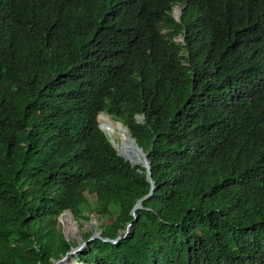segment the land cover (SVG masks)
I'll list each match as a JSON object with an SVG mask.
<instances>
[{"label": "trees", "instance_id": "trees-1", "mask_svg": "<svg viewBox=\"0 0 264 264\" xmlns=\"http://www.w3.org/2000/svg\"><path fill=\"white\" fill-rule=\"evenodd\" d=\"M32 7L7 13L28 31L19 64L0 56V264H57L77 245L58 227L65 211L100 223L83 264H264V115L251 101L264 95V0ZM102 111L149 155L155 190L136 216L152 183L116 154Z\"/></svg>", "mask_w": 264, "mask_h": 264}, {"label": "clouds", "instance_id": "clouds-1", "mask_svg": "<svg viewBox=\"0 0 264 264\" xmlns=\"http://www.w3.org/2000/svg\"><path fill=\"white\" fill-rule=\"evenodd\" d=\"M26 1L29 4H32V6H33L32 9L34 11H37L40 13H46V14H55V11H58L59 12L58 15H61V14H72L73 8H77V9L83 11L89 6V4L91 2L98 3L102 0H26ZM0 5L3 6V10H4L3 11L4 13L0 16V24H1V26H0V56L2 57V59L4 60V62L7 65H12V66L18 65L22 56H21L20 52H18L17 46H14V44H18L20 41L25 42L26 36L28 35V31H27L26 27H24V29H23L24 31H23V33H21L20 23L15 18H11L10 16L7 15L8 10H11L15 6V0H0ZM177 7L181 8L178 17H176L174 15L175 9ZM174 12H173V16L175 17V19L178 22H180L181 17H182L183 8L181 6H176L174 8ZM107 23L108 24H107L106 28H111V27L118 26L120 24V20L117 18V15H115V13H112V15L107 17ZM167 32H168L167 30H160V33L164 34V35ZM180 40H182V39H180ZM251 101H252L254 108L255 109L258 108L259 110H262L261 115H264V95L261 96V94L258 90L254 94V96L251 97ZM105 117L111 119V121L113 123L121 125L123 128H125L126 131L129 133V136H130L132 134H131L129 128L126 125H124L121 121L114 119L106 111L100 112L96 117L97 126L105 134V136L108 138L109 143L111 144L114 151H116V154L120 158L125 159L127 162L132 164L134 167H140V166H135L133 161L129 157L124 155L125 152L123 151V148L119 146L120 143L117 144V141L115 142L114 139L104 130V128L102 127L101 118L104 119ZM136 119L139 122H143L144 116L143 115L136 116ZM122 132L125 136V141L129 142V139L127 138V133L125 132V130L122 129ZM132 137H133V135H132ZM134 144H135L136 148H138L140 150V152H142V153L144 152L143 149L140 148V146L138 145L136 139L134 141ZM145 154H147V153H145ZM148 157H149V155H148ZM148 162H149V166H150V161L148 160ZM150 168H151V166H150ZM152 182H153V180H152ZM153 186H154V182L152 183V188H153ZM154 190H155V188L151 192H154ZM146 199H149V198H146ZM66 212H69L71 214L70 211H66ZM123 238H125V237H123ZM76 256H78V255H76Z\"/></svg>", "mask_w": 264, "mask_h": 264}, {"label": "rangeland", "instance_id": "rangeland-1", "mask_svg": "<svg viewBox=\"0 0 264 264\" xmlns=\"http://www.w3.org/2000/svg\"><path fill=\"white\" fill-rule=\"evenodd\" d=\"M181 8L180 7H177L175 9V12H174V15L176 17L179 16V12H180ZM121 127V126H119ZM125 130V129H124ZM126 131V130H125ZM127 132V131H126ZM128 133V132H127ZM129 134V133H128ZM118 136H121V134L118 132L117 133ZM115 137V136H114ZM114 141L116 142L117 141V144L119 143V141L117 140V137L116 139L113 138ZM134 144V143H133ZM120 146V144H119ZM134 147L136 148L135 144H134ZM139 150V149H138ZM124 151V150H123ZM125 152V151H124ZM142 153V152H141ZM126 156L127 157H130V155H128L126 152H125ZM144 158H143V161L142 162H139V163H135V166H140V167H143V168H146L147 166V163H148V155L145 154L144 152L141 154ZM58 227L60 228V230H62L66 237L68 238V240H70L71 242H76L77 245L74 246L73 248L76 249V248H79L81 245L84 244V247L78 252V253H75L72 257V259H74L76 257V254L78 255L80 252H82L88 245L89 241L85 239L84 235L88 232H95L93 233V235L90 237V240H95L96 238L95 237H100L101 234L98 232V228L100 226V223L98 221V219H96L94 216L91 218L90 221H86V220H82L80 222H78L73 216L72 214H70L69 212H64L63 214H61L59 217H58ZM73 226L74 228V233L73 232H69L68 230V227L69 226ZM126 232H124L125 234ZM124 234L122 237H124ZM130 234V233H129ZM71 251V250H70ZM69 251V252H70ZM68 252V253H69ZM71 255V254H70ZM64 258V257H63ZM62 258V259H63ZM78 257L75 258V260H77ZM75 260H72V262H76L78 264H82L81 262H79L78 260L75 261ZM57 264H63V263H60V262H57Z\"/></svg>", "mask_w": 264, "mask_h": 264}, {"label": "bare ground", "instance_id": "bare-ground-1", "mask_svg": "<svg viewBox=\"0 0 264 264\" xmlns=\"http://www.w3.org/2000/svg\"><path fill=\"white\" fill-rule=\"evenodd\" d=\"M104 117V116H103ZM101 123H102V127L104 128V125H107V124H115V123H113L112 121H111V119H109V118H104V119H102L101 118ZM117 126L114 128V127H112L111 128V132H112V136L106 131V129L104 128V130L112 137V138H115L116 139V137H117V140L119 141V143H120V146L123 148V150L128 154V155H130V159L133 161V163L134 162H137V163H139V162H142L143 161V156L140 154V150H138V148H135L134 147V141H132L131 140V138H130V136H129V134L127 133V138L129 139V142L128 141H125V136H124V134H123V132H122V129L124 130L125 128H123L121 125H118V124H116ZM119 126H121V127H119ZM114 128V129H113ZM122 128V129H121ZM112 129H113V131H112ZM126 130V129H125ZM120 133L121 134V136H118L117 135V133ZM115 136V137H114ZM125 154V153H124ZM126 156V155H125ZM68 230H69V232H73L74 233V228H73V226H69L68 227ZM80 251V249H74L70 254L71 255H69V257L68 258H66L65 259V261L63 262V264H78V263H76V262H72V260H75V258L74 259H72V254H74V253H78ZM77 255V254H76ZM75 261H77V260H75Z\"/></svg>", "mask_w": 264, "mask_h": 264}, {"label": "water", "instance_id": "water-1", "mask_svg": "<svg viewBox=\"0 0 264 264\" xmlns=\"http://www.w3.org/2000/svg\"><path fill=\"white\" fill-rule=\"evenodd\" d=\"M130 138H131V140L135 141V139L132 137V135H130ZM146 169H147V177H148L149 181H150L151 183H153V182H152L151 168H150V166H149V162L147 163ZM154 188H155V187L153 186L152 191H153ZM152 194H153V192H151V194L148 195L146 198H150V197L152 196ZM146 198L140 200V201L136 204V206H135V208L133 209V212H132L134 216H136V211H138L139 209L142 208V203H143V201H144ZM133 231H134V230H133V226H132V224H130V225H129V228L126 230V233L124 234V237H127V236L129 235V233H130V234L133 233ZM95 238H97V237H95ZM98 238H99V237H98ZM120 239H121V238H119L118 240H115L114 242L116 243V242H118ZM69 241H70V240H69ZM83 247H84V244L81 245L79 248H76V249H80V250H81ZM73 250H74V248H72L71 251H70V252H69V253H68L63 259H60L59 262H60V263H63V262L65 261V259L69 257L70 253H71Z\"/></svg>", "mask_w": 264, "mask_h": 264}]
</instances>
